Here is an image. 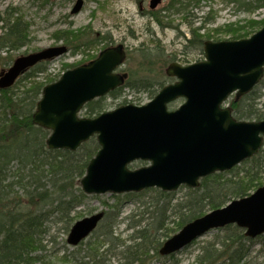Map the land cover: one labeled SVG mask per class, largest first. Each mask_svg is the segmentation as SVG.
Returning a JSON list of instances; mask_svg holds the SVG:
<instances>
[{
  "label": "water",
  "instance_id": "obj_1",
  "mask_svg": "<svg viewBox=\"0 0 264 264\" xmlns=\"http://www.w3.org/2000/svg\"><path fill=\"white\" fill-rule=\"evenodd\" d=\"M161 0H150L154 9ZM82 7L76 0L71 14ZM65 46L16 58L0 74V90L11 87L28 68L66 53ZM204 60L187 66L171 63L165 74L173 84L163 87L145 105L117 107L99 116L79 118L83 106L123 85L117 69L126 57L122 45L108 47L94 60L65 71L46 85L32 114V124L46 129L50 150L76 151L95 136L99 150L79 184L86 195L139 193L156 188L195 189L214 173L231 170L257 154L264 140V120L236 121L226 102L249 93L263 77L264 25L249 38L206 41ZM182 100L174 110L168 105ZM147 166L129 169L133 162ZM101 213L76 221L66 243L77 246L96 228ZM235 225L253 239L264 234V187L200 216L163 242L159 255L180 251L206 232Z\"/></svg>",
  "mask_w": 264,
  "mask_h": 264
},
{
  "label": "trees",
  "instance_id": "obj_2",
  "mask_svg": "<svg viewBox=\"0 0 264 264\" xmlns=\"http://www.w3.org/2000/svg\"><path fill=\"white\" fill-rule=\"evenodd\" d=\"M32 1L42 4L49 3V0ZM252 1L254 5L252 8L264 6V0ZM198 5V0H171L158 14L151 13V17L162 27L164 23L170 21L171 16L182 14L185 23L190 26V38L187 43L201 51L205 41L210 39L214 42L221 41L218 39L220 32L229 36L228 39L223 40H239L248 38L264 25L263 19L258 22L250 21L246 26L228 25L218 31L215 30V33L211 30L203 34L201 33L203 26L193 27L192 19L194 18L191 17L194 16L190 14V10ZM208 22L210 21L206 18L203 24ZM0 24V28L4 31L0 37L1 46L17 49L26 44L28 24L22 17L16 16L13 11L11 13L5 11L4 16L0 17ZM89 31L90 27L75 30L68 28L56 31L52 35L56 41H61L74 51L80 48L95 47L99 44L105 45L103 48L108 47L106 36L84 39V35ZM139 54L138 66L131 70H123L127 76L124 85L113 90L106 97L112 100L119 99L123 89L126 88L145 91L153 98L168 82H172L173 79L166 77L161 67L156 69L154 66L157 63L169 64L172 58H166L159 48L151 52L140 50ZM91 59H94V56ZM47 64L48 62L36 64L23 73L12 87L0 90V264H34L37 261L38 256L33 257L32 255L39 248H43L41 235L47 231L44 225L46 212L56 211L66 214L80 206L87 198L80 189L79 181L85 174L88 162L99 149L96 138L92 137L74 152L50 150L46 146V139L50 132L32 124V114L41 97L43 87L57 79V77L52 78L46 74ZM70 67L66 66V68ZM41 74H45V82L38 81ZM256 89L257 86L238 100L234 97L231 99L229 106L235 120L260 121L264 119V104L261 107L258 106L262 94H259ZM106 97L87 103L81 111V116L94 118L106 111L107 104L104 102ZM243 166L248 168L244 176L238 179L230 178L232 175L239 176ZM261 171H264V144L255 156L239 166L227 172L214 173L202 178L198 188H188L185 201L174 206L173 215L180 219L177 221L176 229L196 217L225 206L234 199L247 196L249 190L259 187L260 178L258 179V176L262 177ZM15 189H19V193ZM146 191L155 193L157 197H167L169 194L157 189ZM133 195L130 194V196ZM41 207L48 209L40 211ZM183 209H186L185 216L181 214ZM165 212L166 210L160 211L155 218V231L166 230L162 228ZM113 214L107 211L103 214L101 223L92 233L93 238L85 245L88 262L84 263L78 257L72 256V253L63 255L60 261L63 264H104L108 262L105 254H100L99 250L106 246L109 247L107 252L111 253L115 245L113 221H116L117 217L111 216ZM107 216L110 220L105 219ZM104 219L107 221L102 222ZM146 231L148 229H140L131 237L133 240L139 238L141 240L133 246H124L116 264H143L150 250L158 256L161 244L157 242L150 248ZM220 231L224 232L218 240L219 250L214 252L208 249L212 243L205 246L197 257V264H247L249 248L241 243V240H250L242 235V230L229 225ZM228 241L233 245H229Z\"/></svg>",
  "mask_w": 264,
  "mask_h": 264
},
{
  "label": "rangeland",
  "instance_id": "obj_3",
  "mask_svg": "<svg viewBox=\"0 0 264 264\" xmlns=\"http://www.w3.org/2000/svg\"><path fill=\"white\" fill-rule=\"evenodd\" d=\"M169 1L171 0H162L156 8L150 10L148 8L149 0H82L83 5L80 11L71 14V9L76 0H50L46 4L32 0H0V17L4 16L5 11L8 13L13 11L16 16L22 17L24 22L28 24V40L23 47L17 49L3 47L0 39V74L6 71L18 57L63 45L68 49L67 52L51 59L46 68V74L52 78L57 77L56 80H58L63 72L87 63L92 56L95 58L104 49L103 46L105 45L99 44L95 47L80 48L74 51L71 47L54 39L52 35L54 32L68 28L75 30L90 27V31L84 35V39L106 36L109 47L122 45L126 51V58L123 66L119 69L120 71L131 70L138 66L140 50L151 52V50L159 48L166 58H172V62L181 66L203 61V50L194 48L187 43L190 38V26L185 23L182 14L171 16L170 21L164 23L162 27L151 17V13L158 14ZM198 1V7L192 8L190 14L194 16L191 17L194 18L192 19L193 27L203 26L201 31L203 34L211 30L212 33H215V30L218 31V29H223L228 25L233 27L246 26L250 21L258 22L264 19V6L252 8L254 6L252 0ZM206 18L210 22L203 24ZM3 33L4 31L0 28V37ZM219 34L218 39L220 40L229 38L222 32ZM67 65L71 67L66 68ZM167 65L157 63L154 66L156 69L161 67L162 71L165 72ZM38 81L45 82V74H41ZM256 90L259 94H262L258 105L261 107L264 104V78ZM151 97L145 91L124 88L119 99L112 100L106 97L104 102L107 104L106 111H112L124 104L144 105L150 101ZM232 98L233 96L229 98L228 105ZM180 104L181 101H177L171 104L169 108L176 109ZM81 114H78V116H81ZM147 165V163L138 161L131 165V169ZM245 167L243 166L240 169L239 176L234 177L232 175L230 178L238 179V177L244 176L243 174L248 170ZM263 174L264 171H261L260 175L262 177L258 176V179L260 178L259 187L249 190L247 196L253 194L258 188L264 187ZM241 181L243 180L241 179ZM187 189L185 186H181L176 191L170 192L167 197H157L155 193L146 190L133 196L111 193L97 196L86 195L87 198L80 206L66 214L47 211L44 221L47 231L44 235H41L43 248H39L38 251L33 253V257L38 256L34 264H63L60 258L71 253L72 256L78 257L84 263L88 262L89 259L86 258L88 252L85 245L91 241L94 234L85 239L78 247H71L66 243L69 229L73 223L82 218L97 213L104 214L106 211L111 214L114 212L111 216L117 218L116 221H113L115 224L113 229L115 245L111 253L107 252L109 247L106 246L99 250V253H104L105 259L108 260L104 264H116L120 259L119 253L123 251L124 246L137 244L141 239L133 240L131 237L140 229H148L146 236H148V243L150 242L148 246L150 248L155 246L157 242L162 244L180 230V228L176 229L177 221L180 219L173 215V208L178 203L185 201ZM15 191L19 193V189H15ZM47 209L41 207L40 211H46ZM164 210L166 212L162 228H166V230L155 231V218L160 211L163 212ZM181 214L185 216L186 209H183V212L181 210ZM105 219L110 220V217L107 216ZM105 219L102 222H106ZM223 232L210 231L194 240L181 251L173 254V257L155 256L154 251L150 250L144 258L143 264H197V257L202 253L205 246L212 243L208 249L214 250V252L219 250L218 240H220ZM166 234L168 237H164ZM241 243L249 248L247 264H264V234L254 240H241ZM228 244L233 245L230 244V241H228Z\"/></svg>",
  "mask_w": 264,
  "mask_h": 264
},
{
  "label": "flooded vegetation",
  "instance_id": "obj_4",
  "mask_svg": "<svg viewBox=\"0 0 264 264\" xmlns=\"http://www.w3.org/2000/svg\"><path fill=\"white\" fill-rule=\"evenodd\" d=\"M125 49V48H124ZM39 51H41V50H39ZM41 62H49V60H46V61H40V62H38V63H41ZM13 63V62H12ZM37 63V64H38ZM12 65V64H11ZM169 65H167V67H168ZM167 67H166V69H167ZM166 71V70H165ZM122 73H124L123 71H121ZM168 78H172V77H168ZM173 80H172V82L171 83H174L175 81H176V79L175 78H172ZM171 83H168V84H171ZM167 84V85H168Z\"/></svg>",
  "mask_w": 264,
  "mask_h": 264
},
{
  "label": "bare ground",
  "instance_id": "obj_5",
  "mask_svg": "<svg viewBox=\"0 0 264 264\" xmlns=\"http://www.w3.org/2000/svg\"><path fill=\"white\" fill-rule=\"evenodd\" d=\"M101 223V221L97 224V226H96V229L98 228V226H99V224ZM92 235V234H91ZM78 247V246H77Z\"/></svg>",
  "mask_w": 264,
  "mask_h": 264
}]
</instances>
